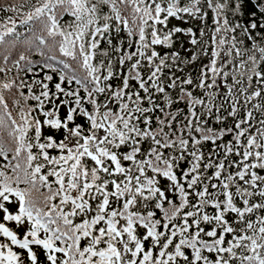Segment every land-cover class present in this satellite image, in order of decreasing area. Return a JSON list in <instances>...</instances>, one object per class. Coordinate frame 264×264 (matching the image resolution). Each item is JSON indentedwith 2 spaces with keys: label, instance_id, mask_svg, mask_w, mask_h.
<instances>
[{
  "label": "snow or ice",
  "instance_id": "obj_1",
  "mask_svg": "<svg viewBox=\"0 0 264 264\" xmlns=\"http://www.w3.org/2000/svg\"><path fill=\"white\" fill-rule=\"evenodd\" d=\"M0 74V264H264V0L0 3Z\"/></svg>",
  "mask_w": 264,
  "mask_h": 264
},
{
  "label": "trees",
  "instance_id": "obj_2",
  "mask_svg": "<svg viewBox=\"0 0 264 264\" xmlns=\"http://www.w3.org/2000/svg\"><path fill=\"white\" fill-rule=\"evenodd\" d=\"M9 2H18V0H0V3H9ZM32 3H35V0H32ZM249 7H251V5ZM65 19H68V17H65ZM206 24H207V31L210 34L211 31H212V21H211V19H208L206 21ZM172 25H179V26L184 27V28L194 27V30L197 29V28H199L201 26L199 21H191L189 23H181L180 21L175 20V19H173L171 21V24L169 25V27H171ZM18 30L19 31H24V29H23L22 26L19 27ZM204 39H207V36H205ZM181 41H183L185 43V46L186 47H189V48L191 47V45H188L187 44V42H186L187 41V38L186 37H183L182 36L181 37ZM102 46H105L106 47L107 45H104L103 42H102ZM182 54H184V53L182 52ZM56 55L59 56V53H56ZM33 58L34 59H39V57H33ZM204 62L207 63V59L206 58H205V61ZM198 68H199V62H197V64L192 65L190 67H185L184 74H187L188 72L191 71L195 75V73L198 70ZM0 75H2V74H0ZM8 75H9V77L14 76L15 75V70H13L12 72H10ZM82 95H83V93H82ZM175 107H179L181 109H184V112L185 113H187L189 111V109L186 108L185 105L182 104V103L181 104H178V105H175L173 110H175ZM181 119H182V117H181ZM210 122L211 123H215V121H210ZM229 123H231V121H229ZM230 138L231 137H225V139H230ZM212 148H213V146L211 144H205L204 147H203V151L207 154V152L209 151V149H212ZM0 160H2V158H0Z\"/></svg>",
  "mask_w": 264,
  "mask_h": 264
}]
</instances>
